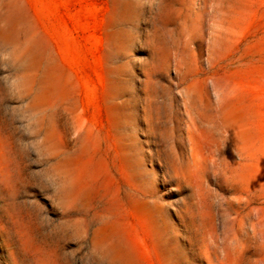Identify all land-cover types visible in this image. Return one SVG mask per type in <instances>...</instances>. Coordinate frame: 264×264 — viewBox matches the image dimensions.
<instances>
[{
    "label": "rangeland",
    "instance_id": "1",
    "mask_svg": "<svg viewBox=\"0 0 264 264\" xmlns=\"http://www.w3.org/2000/svg\"><path fill=\"white\" fill-rule=\"evenodd\" d=\"M12 16L0 264H112L117 238L138 264H264V0H0Z\"/></svg>",
    "mask_w": 264,
    "mask_h": 264
},
{
    "label": "bare ground",
    "instance_id": "2",
    "mask_svg": "<svg viewBox=\"0 0 264 264\" xmlns=\"http://www.w3.org/2000/svg\"><path fill=\"white\" fill-rule=\"evenodd\" d=\"M18 20L19 18L17 16L14 17L12 16L9 19H7V21L3 26H0V42L3 43L8 42L13 38L16 31V26L19 22ZM111 40L117 41L118 40L117 35L113 34L111 36ZM34 53L35 50L33 49V47L27 48L26 50L27 55L29 56L34 55ZM112 85L117 91L116 82H114ZM114 114L117 117V119H119V113L117 107L114 108ZM127 166L131 171L134 170L135 166L129 158H127ZM86 193L87 192L85 190L81 189V191L79 190L78 195L80 197H85ZM138 209L147 215L154 229L160 228L161 225L158 221L157 211L151 209L147 204H144L142 202L138 204ZM118 232L119 231L116 226H106L100 228V230L98 231L99 242H104L105 240L117 238ZM163 251L165 257H169L171 255L169 249L164 248ZM107 252H108L109 260L112 264H138L136 259L134 258V255L132 254L130 247L120 238H117L112 242Z\"/></svg>",
    "mask_w": 264,
    "mask_h": 264
}]
</instances>
